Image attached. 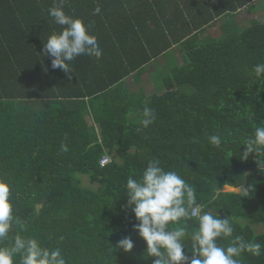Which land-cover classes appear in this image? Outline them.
Wrapping results in <instances>:
<instances>
[{"label": "trees", "instance_id": "trees-1", "mask_svg": "<svg viewBox=\"0 0 264 264\" xmlns=\"http://www.w3.org/2000/svg\"><path fill=\"white\" fill-rule=\"evenodd\" d=\"M191 1L66 0V14L89 23L114 17L93 15L97 6L115 13L108 23L115 27L101 37L107 60L90 57L99 71L79 80V72L69 77L40 60L48 37L62 31L48 14L57 0H0V178L11 184L14 215L27 227L22 234L59 247L68 264H153L124 187L152 159L195 189L202 211L230 217L234 236L262 246L259 256L244 253L242 264H264V233L253 227L264 228V155L239 158L243 141L264 126V78L252 72L264 63V21L237 23L254 0H195L210 10L198 17L193 6L184 8ZM190 10L197 27L223 16L222 33L199 38L188 27ZM175 43L183 63L159 73L162 81L153 78L156 93L123 81ZM145 107L155 113L147 128L140 124ZM212 135L221 137L219 148L209 143ZM106 155L111 161L101 165ZM240 184L255 191L240 198L232 190ZM188 225L196 228V218ZM125 237L134 242L130 253L117 247ZM185 244L191 256L190 239Z\"/></svg>", "mask_w": 264, "mask_h": 264}, {"label": "clouds", "instance_id": "clouds-1", "mask_svg": "<svg viewBox=\"0 0 264 264\" xmlns=\"http://www.w3.org/2000/svg\"><path fill=\"white\" fill-rule=\"evenodd\" d=\"M66 0H57L48 10L54 23L62 31L51 34L44 43L43 55L52 58L51 67L65 73H73L70 62L76 57L87 55L99 59L102 56L97 38L90 32V25L81 18L66 14ZM97 6L93 15L100 14ZM257 78H264V63L253 66ZM140 124L147 128L155 121L154 110L143 109ZM209 143L219 148L222 140L219 135L209 136ZM244 152L241 160L250 155H264V126L254 128L252 136L243 141ZM61 151L67 152L68 146L61 144ZM127 207L131 208L138 223L133 227L146 242V254L155 258L153 264H242L244 253L253 256L261 254L259 243L247 242L243 236L233 235L234 227L230 217L221 218L205 207L197 204L195 189L176 171H166L157 159L149 160L139 179L129 176L125 184ZM240 198L249 197L255 191L253 185L240 184L232 189ZM12 189L8 180L0 178V264H68L59 247L49 248L32 236H25L27 227L14 215L11 199ZM217 192L214 199H219ZM196 218L198 226L189 229L188 220ZM172 225H176L172 227ZM15 235H10L14 231ZM62 239V238H61ZM191 241L192 255L185 254L186 240ZM218 239L227 240V246L218 244ZM8 241V244H4ZM117 247L131 252L134 242L125 237ZM189 250V249H188Z\"/></svg>", "mask_w": 264, "mask_h": 264}, {"label": "crops", "instance_id": "crops-1", "mask_svg": "<svg viewBox=\"0 0 264 264\" xmlns=\"http://www.w3.org/2000/svg\"><path fill=\"white\" fill-rule=\"evenodd\" d=\"M195 2V0H192L188 5H186V6H184V8H186L187 6H193V9H194V11H195V13H196V17H198V15H199V12H205V14L206 15H208V13L210 12V10L208 9H206V8H204V7H202V6H194L193 5V3ZM251 4H253L254 5V8H255V5H256V3H255V0H254V2H252ZM249 8V7H248ZM128 9H129V12H130V14H131V12H132V8L131 7H128ZM83 10V9H82ZM135 10V9H134ZM81 11V10H80ZM193 10H190L187 14H186V19H188V23H189V25H188V27H189V30H192V32L193 33H197L198 35H199V38H203V37H207V36H210V37H213L209 32H208V30L210 29V28H212L213 26H215V25H217V24H219V21H220V29H221V25H222V23H223V20H224V17L223 16H219V17H217V18H215V20H213V21H211L210 23H208V24H204V25H200L199 24V21H198V25H200L199 27H197V23H195V22H193V21H191V16H192V13L194 12ZM85 12H86V16L89 14V15H91L92 14V10L88 7V8H85ZM101 12H103L105 15H107V16H112V15H114V17H102V18H100V19H98V20H96V21H93V22H91V23H89V22H86L85 21V23L86 24H89L90 25V32H91V34H93V35H95L96 36V38H97V41H98V44H99V46H100V48L102 49V56L99 58V59H97V58H95V57H92L94 60H102V61H106L107 60V58H105V45H104V42H103V40H102V38L101 37H103V31H106V30H108L110 27H112V28H114L115 26H110V25H108V23H109V21L111 20V19H113V20H115V13H114V9L110 6V5H108V6H106L104 9H103V11L101 10ZM79 18H83V17H79ZM174 23H175V27H176V29H180V22H179V20L176 18L175 19V21H174ZM196 24V25H195ZM202 26H204L203 28H201L200 30H198V28H200V27H202ZM209 26V27H208ZM99 32V33H98ZM191 32V33H192ZM222 33V32H221ZM189 35V34H188ZM219 36V35H218ZM176 37H177V35H176ZM176 37H175V39H176ZM217 37V36H216ZM172 39H173V37H172ZM179 48L180 50H181V48H180V46H179V43H175V44H173V46L169 49V50H167L166 52H164L163 54H160V56H158V57H155V58H153L151 61H149L147 64H145V65H143V67L140 69V72L139 73H131V74H129L128 76H126L125 78H124V82H126V84L130 87V89L131 90H133V86H131L130 84H129V82H130V80H132V81H137L138 83L140 82V80H141V76H142V74L143 73H145L146 71H148L151 67H155L154 68V71L153 70H150V76L152 77V78H154L157 74H159V73H161L162 71H165V70H167V69H169V67L171 66V65H173L174 63H177V64H179L178 63V60L177 59H175L174 58V56L172 55L173 53V51H172V49L173 48ZM178 56L181 58V62H182V53H181V51H179V54H178ZM166 57H169V59L166 61L165 60V58ZM22 60V59H21ZM30 60H38V59H36L34 56H31L30 57ZM40 60H45L47 63H48V67H49V70H51L52 69V67H51V61L50 60H48V57L46 56H43V58H41ZM125 61H127V59L125 60ZM78 63L79 64V66L77 67L76 66V64L75 63ZM91 64H96L97 65V68L96 69H92V68H90V67H87L88 65H91ZM181 64V63H180ZM179 64V65H180ZM98 65H100V64H97V63H95L93 60H91V58L89 57V56H87L86 55V57L85 58H81V56H78V57H76L73 61H71L70 62V67H71V69H72V71H73V73H69V77H74L75 75H76V73L77 72H79L80 73V76L78 77V79L79 80H81L83 77L84 78H88L89 76H95V73H98V71H99V66ZM84 66H86V68L84 67ZM48 67H46V70L48 71ZM154 72V73H153ZM154 81V80H153ZM155 86V85H154ZM155 89H156V87H155ZM156 91L157 90H155L154 91V93H156ZM145 94L147 95V96H149L148 94L149 93H146V91H145Z\"/></svg>", "mask_w": 264, "mask_h": 264}, {"label": "rangeland", "instance_id": "rangeland-1", "mask_svg": "<svg viewBox=\"0 0 264 264\" xmlns=\"http://www.w3.org/2000/svg\"><path fill=\"white\" fill-rule=\"evenodd\" d=\"M254 2V1H253ZM255 8H253L252 6L249 8L248 7H243L241 10H240V13L237 17V23H240L242 24L246 19L247 20H250L252 18H255L257 20H260V21H264V0H255ZM220 21H219V24L213 26L212 28H210L208 30V32L213 36V37H216L218 35L221 34L222 32V29H220ZM209 27V26H208ZM172 55L174 56L175 59L178 60V63L182 64L183 63V59H182V62H181V58L178 56L179 54V51H181L179 48H173L172 49ZM165 58V57H164ZM169 59V57H166L165 60L167 61ZM154 68L155 67H151L148 71H146L145 73L142 74L141 76V80L140 82L138 83L137 81H132L130 80L129 84L131 86H133V90H137L139 87H143L146 91V93H149L148 95H152L154 93V91L156 90L155 89V82L153 81V78L150 76V70H153L154 71ZM154 73V72H153ZM157 78L158 80L162 81V78H163V75L162 74H157ZM84 81V79H83ZM91 82V81H90ZM88 82V83H90ZM155 85V86H154ZM135 112L131 114V116H134L135 117ZM85 184H88V179H85ZM225 190L228 191V189H226L225 187ZM253 227L255 228L256 227V231L258 233H264V228L260 225H253Z\"/></svg>", "mask_w": 264, "mask_h": 264}, {"label": "built area", "instance_id": "built-area-1", "mask_svg": "<svg viewBox=\"0 0 264 264\" xmlns=\"http://www.w3.org/2000/svg\"><path fill=\"white\" fill-rule=\"evenodd\" d=\"M109 161H111V158L108 155H106L100 160V163H101V165H105Z\"/></svg>", "mask_w": 264, "mask_h": 264}]
</instances>
